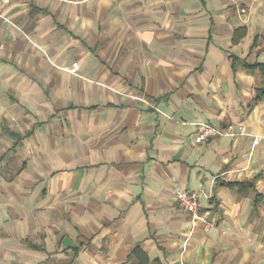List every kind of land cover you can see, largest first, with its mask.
I'll use <instances>...</instances> for the list:
<instances>
[{
    "label": "crops",
    "instance_id": "0c3cea01",
    "mask_svg": "<svg viewBox=\"0 0 264 264\" xmlns=\"http://www.w3.org/2000/svg\"><path fill=\"white\" fill-rule=\"evenodd\" d=\"M5 1L0 264H264V0Z\"/></svg>",
    "mask_w": 264,
    "mask_h": 264
},
{
    "label": "built area",
    "instance_id": "2783aa9c",
    "mask_svg": "<svg viewBox=\"0 0 264 264\" xmlns=\"http://www.w3.org/2000/svg\"><path fill=\"white\" fill-rule=\"evenodd\" d=\"M9 0H6L5 3H8ZM0 20L3 22H9L3 14L0 13ZM72 75H78L80 72V66L75 64L72 68L68 69ZM233 127H229L226 130H221L214 125L201 124L198 129L196 143H204L212 138L217 136H234ZM260 138L256 137L254 141V146L258 145ZM203 194L202 190L196 192H177V200L181 208L186 211L191 217V223L195 228L200 223L205 224L207 227H211L212 224L208 222L207 215L203 212L201 207L200 198Z\"/></svg>",
    "mask_w": 264,
    "mask_h": 264
},
{
    "label": "trees",
    "instance_id": "16d2710c",
    "mask_svg": "<svg viewBox=\"0 0 264 264\" xmlns=\"http://www.w3.org/2000/svg\"><path fill=\"white\" fill-rule=\"evenodd\" d=\"M263 53H264V49H263ZM247 66L250 69H253V68L258 69L264 78V64H253V65H247ZM260 94L261 95L258 96V99L264 98V91H262ZM133 254L137 258L138 264H149V259H148L147 254H145L144 252H141L139 248L135 249L133 251Z\"/></svg>",
    "mask_w": 264,
    "mask_h": 264
}]
</instances>
